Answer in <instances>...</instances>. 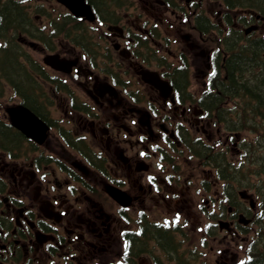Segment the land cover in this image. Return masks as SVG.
<instances>
[{
	"label": "flooded vegetation",
	"instance_id": "1",
	"mask_svg": "<svg viewBox=\"0 0 264 264\" xmlns=\"http://www.w3.org/2000/svg\"><path fill=\"white\" fill-rule=\"evenodd\" d=\"M89 3L98 17L95 23L100 22L94 26L98 33L94 53L81 50L84 33L82 23L76 21L57 29L58 45L46 29L41 43L22 40L27 48L53 50L74 62L69 73L57 72L56 81L50 78L46 83L49 94L65 108V123L70 125L50 122L58 125V133L43 146L18 131L5 138L13 151L0 148V264L109 263L126 219L145 216L156 207L174 213L188 203L190 198L183 196L189 184L176 171L164 145L177 142L173 134L189 135L190 128L211 141L220 130L196 109L188 77L181 79L183 86L172 80L170 94L140 80L136 72L151 62L132 54L138 44L133 32L141 35L155 27L168 41H185L190 57L203 61L200 88L207 92L229 27L232 34L238 31L240 18L257 26L259 21L248 10L227 8L220 0H123L125 8H140L136 14H120L116 0ZM210 3L218 7L215 20ZM51 18L46 14V27L52 26ZM204 97L205 103L211 102L209 95ZM46 103H32L33 110L37 113ZM230 136L236 134L225 136L223 145L231 142ZM108 186L121 190L119 197L128 203L126 207L108 196ZM220 196L222 210L224 200L232 197L226 186ZM234 203L229 202L221 216L229 229L223 240L238 235L240 215L253 220ZM254 206L249 201V208Z\"/></svg>",
	"mask_w": 264,
	"mask_h": 264
},
{
	"label": "rangeland",
	"instance_id": "2",
	"mask_svg": "<svg viewBox=\"0 0 264 264\" xmlns=\"http://www.w3.org/2000/svg\"><path fill=\"white\" fill-rule=\"evenodd\" d=\"M36 0H27L26 4L32 3L30 7H32V13L30 16L32 19H37V17H33L34 8L35 6L43 8L45 11H48L50 13H54L55 10L61 9L64 10L61 6H59L55 1H52L48 4L41 2H35ZM208 9L210 10V16L213 20L214 19V13L218 9V7L215 4L210 3L208 5ZM140 11V8L139 10ZM39 17L37 20H40ZM41 22V21H40ZM39 22V23H40ZM97 25L96 23H93V26ZM259 31L257 32L259 35L264 33V23L259 24ZM92 39L93 41L97 42V32L92 31ZM161 46L156 47L158 49V54L165 56L167 62L175 63L172 66L177 65V63L172 60L168 55H178L179 53L186 52L185 49L183 50L185 41L178 40H172L169 42V44H166L161 41ZM23 49L28 52L31 57H33L36 61H41V53H38L36 51H32L26 47H23ZM187 57L189 58V65H190V71H191V89L194 92L195 96H197L200 92V78H199V72L203 70V61L202 59L198 57H190L188 53H186ZM8 57H4L1 63V67L4 66V64L7 62ZM38 61V62H39ZM28 65V63L26 62ZM29 66V65H28ZM16 75V74H15ZM19 73H17V76ZM38 75L37 85L40 87V90L37 91V93L42 97L44 93L47 91L46 85H44V78L41 79L39 72L36 73ZM41 79V80H39ZM29 85L33 87L30 81H28ZM24 87L27 86V84L23 83ZM1 95H0V117L7 120L5 116V107L17 104L19 102L18 97H15L13 93L11 92L8 84H1L0 85ZM47 93V92H46ZM48 94V93H47ZM40 97V98H41ZM65 108L60 103V100L55 98L53 96V103L50 108V117L52 120L56 123V121L61 125H67V128L70 124L65 123L66 116L64 114ZM76 118H74L75 120ZM66 127V126H65ZM53 130L57 132L56 128L53 127ZM192 133V130H191ZM51 135H54V132H52ZM200 135H203L200 133ZM197 135V136H200ZM3 136V135H2ZM203 138L205 136H202ZM239 139L243 144H251L255 141L256 137L254 134H249L247 132H240L239 133ZM232 145L229 146V149L226 150L227 152V159L231 163H237L241 159L240 157L237 159L236 155L234 154V149H232ZM178 156H175L176 163L178 164V171L179 174L185 178L187 184H189V187L186 189V193H184L185 198H190L189 202L185 204L184 206H179L176 209H174V214L168 213L164 207H156L152 208L147 211L148 217H152L153 219L161 220L162 218H173L169 225H181V229L184 233L183 236L176 233L174 238L176 240H179L180 249L184 251L183 259L188 261V264H225L223 263V260L227 261V264L232 262L231 264H238L242 261L246 260L247 251L252 243H255L254 246L258 247L259 245V234H261V230L264 229V215H260L257 219L254 218V221L249 224V226L246 227V230L241 232L240 237L231 240L230 238H225L223 240V235L226 233L224 230L218 231L217 227L214 225L210 229L209 235H206V227L210 223H217V220H215L217 213H221V211L218 209V202L220 199V194L222 192V185L225 181L218 180V176L216 172H213L211 177H206L203 174V171L205 169H208L207 166L201 165V163L198 162V160L192 158L187 152L184 153V151L178 149L177 151ZM201 162V161H200ZM248 159H245V167H248V169L255 168V164L252 163L249 166ZM233 167V166H232ZM248 170H246V173ZM210 175V174H209ZM247 176V175H246ZM245 176V177H246ZM245 177L242 174V177L238 176V178L245 180ZM217 179V180H216ZM183 181V178L180 179V183ZM263 181V180H262ZM207 182L208 187L207 191L204 193V186ZM244 185H246V188H249L248 192H254L255 188L254 186L259 183V180L256 179L253 174L250 175L245 182H243ZM241 190V188L237 189ZM236 191V190H235ZM254 194V193H251ZM210 200L206 201V199ZM256 198V197H255ZM236 199L238 201H241V204H239L244 210L248 211L246 212L247 217H253L254 213L259 209V206L256 205L254 208H249V200H245L244 202L240 200V198L236 195ZM214 201V202H213ZM257 201V198H256ZM216 202V203H215ZM224 203V202H223ZM228 205L227 203L225 204ZM240 208V207H238ZM225 211V209H224ZM245 213V212H243ZM221 215V214H220ZM216 216V217H215ZM212 221H211V220ZM130 230H135L136 226L135 223H131L129 226H126V228ZM218 231V232H217ZM217 232V236H216ZM211 234V235H210ZM264 236V235H263ZM124 249V248H123ZM122 250V244H120L119 240L117 241L113 252L109 259H112V262L116 260L115 264L119 263L120 253ZM220 250H224L225 254H223L222 258H219ZM231 253H234V257H232ZM152 255L156 256L158 259L159 264H176V263H169L164 259L159 249L154 245L152 246ZM137 264H156L154 261V258L151 255H143L139 257L136 260Z\"/></svg>",
	"mask_w": 264,
	"mask_h": 264
},
{
	"label": "trees",
	"instance_id": "3",
	"mask_svg": "<svg viewBox=\"0 0 264 264\" xmlns=\"http://www.w3.org/2000/svg\"><path fill=\"white\" fill-rule=\"evenodd\" d=\"M259 9L264 13L262 6H259ZM19 12L20 10L14 5L7 7L5 12L2 10V23L11 26L21 22L24 18L19 15ZM7 51L9 52V49L4 52L7 53ZM9 67H12V62L8 58L7 62L1 68L5 71L8 70ZM224 70L226 71L227 76L226 93L238 97V95L234 94L237 93L240 94L242 99L257 100L259 104L249 108L251 110L250 114L253 117L260 116L264 122V40L260 39L252 47H244L240 51L233 52L225 60ZM248 72L251 73L250 77L247 76ZM245 109L246 107H243L242 116L244 124H247ZM254 124L256 123H250V125H245V127L253 128ZM262 126L263 127L260 130L254 128L255 132L259 134V137L264 136V123ZM259 171L264 173L263 162ZM246 264H264V250L262 249L253 253L252 259Z\"/></svg>",
	"mask_w": 264,
	"mask_h": 264
},
{
	"label": "water",
	"instance_id": "4",
	"mask_svg": "<svg viewBox=\"0 0 264 264\" xmlns=\"http://www.w3.org/2000/svg\"><path fill=\"white\" fill-rule=\"evenodd\" d=\"M77 1H78V3H79L80 5L77 4V3H75V4L68 3V4H66V5L68 6V8H70V10H71L74 14H76V15H81V14L85 11V9L82 8V6H84V7H86V8H88V6L84 4L83 0H77ZM62 2H63V1H62ZM81 5H82V6H81ZM22 115L25 116L24 113H22ZM17 124H18L19 126H22L19 122H18ZM19 128H21V127H19ZM24 133H25L26 135H28V132H27V131H24Z\"/></svg>",
	"mask_w": 264,
	"mask_h": 264
}]
</instances>
